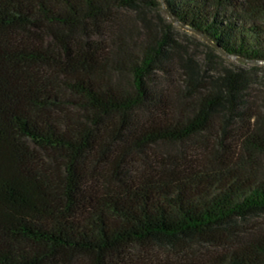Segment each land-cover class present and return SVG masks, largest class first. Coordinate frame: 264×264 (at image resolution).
Returning a JSON list of instances; mask_svg holds the SVG:
<instances>
[{
	"label": "trees",
	"instance_id": "obj_1",
	"mask_svg": "<svg viewBox=\"0 0 264 264\" xmlns=\"http://www.w3.org/2000/svg\"><path fill=\"white\" fill-rule=\"evenodd\" d=\"M162 5L252 63L206 81L121 14ZM259 72L264 0H0V264H264Z\"/></svg>",
	"mask_w": 264,
	"mask_h": 264
},
{
	"label": "rangeland",
	"instance_id": "obj_2",
	"mask_svg": "<svg viewBox=\"0 0 264 264\" xmlns=\"http://www.w3.org/2000/svg\"><path fill=\"white\" fill-rule=\"evenodd\" d=\"M145 12L146 13L144 17L146 22L144 23H146L149 28H145L144 30L141 29V23L143 22L139 20L138 14L133 11H123L121 14L124 20L128 19L131 25L136 28V32H138V34L142 37L143 40L148 39L147 35L149 33L151 35H154L155 37H158L162 32L161 23L171 24L170 34L174 39V49H172V53H174V59L180 60V57L183 59L188 57L192 58L195 61V64L198 67L201 76H203L204 78L207 79L208 76L217 77L218 73L223 67H230L235 69L249 67L244 62H241L238 59L223 56L216 50H210V48L207 46L208 43L199 34L193 32L188 28L172 23L162 8H150L147 9ZM178 70L179 68L177 66V71L174 72L171 76H169L168 79H171V81L174 82L176 85H183V76H181V70ZM166 79L167 78L163 76V74L155 73L154 81H156V83H159L161 81L164 83V85H166ZM206 81H208V79ZM254 81L255 84L253 87L262 91L257 93V95H264V78L261 72H259L255 76ZM262 111L263 110H261L260 113H263ZM241 125L242 124L240 122L236 123L233 126L234 128L230 130L231 132L226 134L227 138H229V140L226 141L227 147H233L235 144L239 143L240 135L243 133V128H241ZM244 228H255L264 231V215L251 217L245 224ZM194 247H196V249H194V253L195 250L197 252L204 253L210 248L208 246L196 245H194ZM136 250H138L139 253L143 252L141 248H136ZM190 252L192 253L193 251ZM149 254L155 257L160 256L177 260L185 258V252L181 253V251L176 248L172 249L166 246H156L152 250L149 249Z\"/></svg>",
	"mask_w": 264,
	"mask_h": 264
},
{
	"label": "water",
	"instance_id": "obj_3",
	"mask_svg": "<svg viewBox=\"0 0 264 264\" xmlns=\"http://www.w3.org/2000/svg\"><path fill=\"white\" fill-rule=\"evenodd\" d=\"M163 3V2H162ZM162 7H163V10L165 11V13L167 14V16H168V18L171 20V22L172 23H174V24H177V25H180L181 26V24L180 23H178L173 17H172V15L165 9V6L164 5H162ZM183 27V26H182ZM198 34V33H197ZM200 35V34H199ZM209 45H211V46H213L215 49H216V51H218V53H220L221 55H223V56H226V57H232V58H234V59H238V58H236V57H234V56H231V55H228L227 53H225V52H223L220 48H218L215 44H213L208 38H206V37H204V36H202V35H200ZM238 60H240V59H238ZM241 62H244V63H252L251 61H248V60H240Z\"/></svg>",
	"mask_w": 264,
	"mask_h": 264
}]
</instances>
